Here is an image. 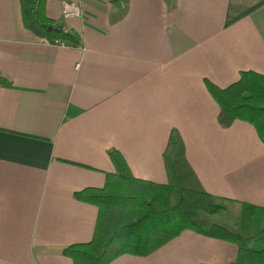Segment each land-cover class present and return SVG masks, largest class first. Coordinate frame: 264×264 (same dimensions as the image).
I'll return each mask as SVG.
<instances>
[{"label":"crops","instance_id":"0c3cea01","mask_svg":"<svg viewBox=\"0 0 264 264\" xmlns=\"http://www.w3.org/2000/svg\"><path fill=\"white\" fill-rule=\"evenodd\" d=\"M82 17L50 18L78 46L27 29L21 0H0V264H73L63 249L89 241L96 205L75 198L115 171L166 183L170 131L212 194L264 206V142L238 119L218 122L205 79L221 87L264 74V0H74ZM235 243L191 229L148 256L110 264H231Z\"/></svg>","mask_w":264,"mask_h":264},{"label":"trees","instance_id":"16d2710c","mask_svg":"<svg viewBox=\"0 0 264 264\" xmlns=\"http://www.w3.org/2000/svg\"><path fill=\"white\" fill-rule=\"evenodd\" d=\"M46 2L21 0L25 27L52 44L80 45L75 30L48 16ZM9 82L0 74L1 84ZM205 83L220 107L219 124L228 128L245 120L264 142V74L244 70L228 86L209 79ZM109 155L115 171L107 174L104 186L74 193L76 199L96 205L98 217L89 241L63 249L73 264H110L123 254L148 256L186 229L235 243L234 264H264V206L207 191L187 159L177 128L171 129L163 154L166 183L135 176L117 148Z\"/></svg>","mask_w":264,"mask_h":264},{"label":"built area","instance_id":"2783aa9c","mask_svg":"<svg viewBox=\"0 0 264 264\" xmlns=\"http://www.w3.org/2000/svg\"><path fill=\"white\" fill-rule=\"evenodd\" d=\"M62 1V14L65 18L69 17H82L83 8L79 2L74 0H61Z\"/></svg>","mask_w":264,"mask_h":264},{"label":"water","instance_id":"95a60500","mask_svg":"<svg viewBox=\"0 0 264 264\" xmlns=\"http://www.w3.org/2000/svg\"><path fill=\"white\" fill-rule=\"evenodd\" d=\"M231 264H234V263H231Z\"/></svg>","mask_w":264,"mask_h":264}]
</instances>
